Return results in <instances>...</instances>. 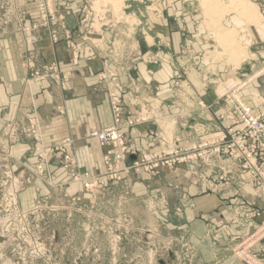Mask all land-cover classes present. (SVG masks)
<instances>
[{
  "label": "rangeland",
  "instance_id": "374dc122",
  "mask_svg": "<svg viewBox=\"0 0 264 264\" xmlns=\"http://www.w3.org/2000/svg\"><path fill=\"white\" fill-rule=\"evenodd\" d=\"M183 13L204 34L176 54ZM262 51L264 0H0L21 66H0V264H264V193L231 149L264 148L243 115L264 123ZM80 93L111 121L76 148Z\"/></svg>",
  "mask_w": 264,
  "mask_h": 264
},
{
  "label": "crops",
  "instance_id": "0c3cea01",
  "mask_svg": "<svg viewBox=\"0 0 264 264\" xmlns=\"http://www.w3.org/2000/svg\"><path fill=\"white\" fill-rule=\"evenodd\" d=\"M184 10H186V9L182 8V11H184ZM187 14L183 13L182 17L177 16L176 18H173V19H171V17H170L168 19V22H167V23H169V27L167 28L168 32L166 34L161 35V38H162L161 43L166 46V42L168 40L170 42V45H171L174 53H176V54L179 51L180 46L183 45V41L187 40V38H188L185 35V33H187V32L190 33L193 29V30L198 31V33H197L198 36H201V34H204V32H202L203 29H200V27H198V25H200V23L195 18L188 16ZM195 21H196L195 25L193 26V28H191V25L194 24ZM165 38H166V42L163 41V39H165ZM257 54H260L259 57H261V58L264 57L263 51L257 52ZM256 62H257V60L255 58V60L253 62L254 65L251 67V71L255 70V68H253V67H258L257 66L258 64L257 65L255 64ZM10 65H13V68H12L13 72L12 73H16L18 71H21V68H20L21 66L19 67V69H16L12 59H10V60L8 59V61H6L4 59L2 60V58L0 57V66H4L3 68H1L2 72L10 73V71H11ZM90 68H91V70H94L93 69L94 67L90 66ZM242 73L243 72H241V74ZM88 83H91V82H87V84ZM77 84L78 83L76 81L75 85H77ZM91 85H93V84H91ZM2 86H0V88H2ZM93 86H95V85H93ZM84 94L85 93H80V94L76 95L77 99L71 100V101L67 102L68 104H66L67 112H69V115H67V117H65V121H66L65 126L67 127L68 132L70 134H72L74 140H76V142H75L76 148H79V145H82L81 147L86 146V145H91L92 142L90 143L88 141V143H87V141H86L87 140L86 134H88V132H90L92 129L105 127L111 121L110 112L108 111V107H107V104L105 102V99H104V101H102V98H101V103H99L97 106H95V103L93 102V100L89 99ZM55 96H53L52 98H54ZM35 105L39 106L38 102H36ZM39 109H40V107H39ZM42 112L43 111H41V113ZM100 121H103L105 123L104 124L98 123ZM93 159H94V157L91 159V158H89V156H87V161H89V160L93 161Z\"/></svg>",
  "mask_w": 264,
  "mask_h": 264
},
{
  "label": "built area",
  "instance_id": "2783aa9c",
  "mask_svg": "<svg viewBox=\"0 0 264 264\" xmlns=\"http://www.w3.org/2000/svg\"><path fill=\"white\" fill-rule=\"evenodd\" d=\"M244 115V125L247 129V136H245V141L248 140V138L252 139L253 132L257 133L259 135L264 136V123L261 124L258 119L254 118L251 110H249V107L243 110ZM242 115V116H243ZM261 121L264 122V111L261 113ZM120 124H117V128ZM115 129H109L104 132H92V137L99 138L100 140L107 141L108 139L110 141H117L119 140V144H121L122 139L118 136V132ZM218 149V148H217ZM232 150L238 149V152L236 153L237 159L240 163L243 165L244 172L248 176V180L252 186L260 190L262 193H264V166H262L260 169H257L256 165H262L264 163L262 158H259L261 156H264V148H231ZM120 150V160L123 162V149L119 148ZM217 152V151H215ZM220 154V153H217ZM200 156V155H198ZM202 158V157H199ZM245 165V167H244Z\"/></svg>",
  "mask_w": 264,
  "mask_h": 264
},
{
  "label": "bare ground",
  "instance_id": "6f19581e",
  "mask_svg": "<svg viewBox=\"0 0 264 264\" xmlns=\"http://www.w3.org/2000/svg\"><path fill=\"white\" fill-rule=\"evenodd\" d=\"M243 2H244V0H243ZM51 3V2H50ZM205 3V2H204ZM118 4V3H117ZM208 4L210 5V2H208ZM207 4V5H208ZM237 5H239V3L237 4ZM119 7H120V5H119ZM208 7V6H207ZM243 7V6H242ZM63 8V7H62ZM98 15V14H97ZM218 15V14H217ZM43 16V15H42ZM87 16V15H86ZM130 17V16H129ZM222 17V16H221ZM133 18V17H132ZM130 19V18H129ZM120 21V20H119ZM111 22V21H110ZM201 24V23H200ZM150 29V28H149ZM95 33V32H94ZM128 35V34H127ZM86 45V44H85ZM98 49V48H97ZM67 75V74H66ZM112 80V79H111ZM231 95V94H230ZM237 99V98H236ZM239 101V100H238ZM237 101V102H238ZM235 121V120H234ZM157 154V153H156ZM17 264H20V262L18 261V262H16ZM251 264V263H250Z\"/></svg>",
  "mask_w": 264,
  "mask_h": 264
}]
</instances>
